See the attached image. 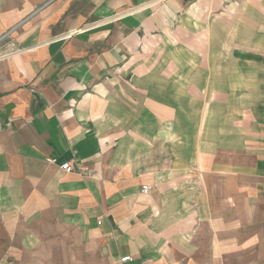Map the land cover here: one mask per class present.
<instances>
[{"label": "crops", "instance_id": "obj_1", "mask_svg": "<svg viewBox=\"0 0 264 264\" xmlns=\"http://www.w3.org/2000/svg\"><path fill=\"white\" fill-rule=\"evenodd\" d=\"M0 40V264H264V0H0Z\"/></svg>", "mask_w": 264, "mask_h": 264}, {"label": "built area", "instance_id": "obj_2", "mask_svg": "<svg viewBox=\"0 0 264 264\" xmlns=\"http://www.w3.org/2000/svg\"><path fill=\"white\" fill-rule=\"evenodd\" d=\"M3 39V38H2ZM1 39V40H2ZM0 40V41H1ZM52 162H54V160H51ZM66 173H68V174H71V173H74L75 171H76V169L74 168V166H72V164H70V163H65V164H63L62 165V167H61ZM78 170L80 171V170H82V169H80V168H78ZM152 191V187H150V186H144L143 188H142V193L143 194H149L150 192ZM129 260V258H125L123 261H128Z\"/></svg>", "mask_w": 264, "mask_h": 264}]
</instances>
